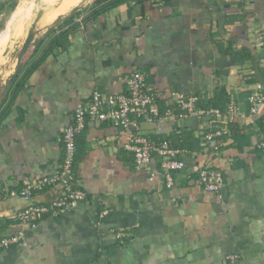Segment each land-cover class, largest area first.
Wrapping results in <instances>:
<instances>
[{"label": "crops", "instance_id": "crops-1", "mask_svg": "<svg viewBox=\"0 0 264 264\" xmlns=\"http://www.w3.org/2000/svg\"><path fill=\"white\" fill-rule=\"evenodd\" d=\"M36 38L14 80L15 70L0 82V237L19 231L27 205L9 192L58 169L62 130L93 89L125 92L138 69L162 112L183 94L223 113L234 102L238 115L137 120L134 130L87 122L74 167L87 201L24 229L0 264H264V105L251 114L249 101L264 93V0H94ZM7 39L2 32L0 59ZM211 132L220 134L208 141ZM135 134L180 149L186 166L172 187L159 163H135L125 147ZM203 168L221 173L218 192L200 183Z\"/></svg>", "mask_w": 264, "mask_h": 264}, {"label": "built area", "instance_id": "built-area-1", "mask_svg": "<svg viewBox=\"0 0 264 264\" xmlns=\"http://www.w3.org/2000/svg\"><path fill=\"white\" fill-rule=\"evenodd\" d=\"M158 97L157 92L148 89L146 76L138 69L130 73L125 92L104 94L99 89H93L89 100L78 104L72 120L62 130L61 140L64 153L58 169L51 173L27 178L19 190L9 192L13 196L24 199L27 205L15 215L20 225L19 231L10 236L0 237V249L20 243L24 240V229L36 228L43 218L56 216L66 210L77 209L87 201L86 192L74 176L76 139L85 129L87 122H108L130 130L129 125L137 120L156 122L164 118H186L190 115L198 117L207 115L214 120L224 114L232 120L238 115V108L234 102L229 103L227 111L223 113L217 107H199L201 98L197 95L185 96L183 94H176L174 106L162 112L159 108ZM249 101L251 114H258L260 107L264 105V93L252 94ZM216 134L220 132L207 133L205 138L210 141ZM125 147L133 153L134 161L138 166L144 165L151 169L153 162L159 163L162 170L161 176L167 187L173 186L174 174L186 166V162L178 157L180 149L172 147L169 141L153 142L146 136L135 134ZM258 147L264 153V139L259 142ZM199 174L200 183L204 184L207 190L218 192L223 187L220 172L203 168ZM57 186L61 187V192L51 203L44 205L31 202L36 192ZM107 213V210H103L100 216ZM119 235L127 236L125 233H119ZM228 259L235 261L236 256H228Z\"/></svg>", "mask_w": 264, "mask_h": 264}, {"label": "rangeland", "instance_id": "rangeland-1", "mask_svg": "<svg viewBox=\"0 0 264 264\" xmlns=\"http://www.w3.org/2000/svg\"><path fill=\"white\" fill-rule=\"evenodd\" d=\"M94 0H0V35L8 36L6 47L0 59V82L14 72L17 55L32 25L38 18L36 30L42 31L60 16L74 8L92 3ZM6 50L8 51L7 53Z\"/></svg>", "mask_w": 264, "mask_h": 264}, {"label": "water", "instance_id": "water-1", "mask_svg": "<svg viewBox=\"0 0 264 264\" xmlns=\"http://www.w3.org/2000/svg\"><path fill=\"white\" fill-rule=\"evenodd\" d=\"M42 15V12H38L37 14V19L35 20V22L32 25V29L28 32L20 50L19 53L17 55V64L15 67V72L14 74L11 75L10 80L13 81L15 78V75L22 69L23 67V58L25 56V54L27 53L29 47L31 45L34 46H39L40 44V40L38 38H36V35L40 32L39 30H36V26H37V22H38V18ZM8 51L6 50L5 53H7ZM135 123H132L129 125V129H135ZM144 166V165H143Z\"/></svg>", "mask_w": 264, "mask_h": 264}, {"label": "trees", "instance_id": "trees-1", "mask_svg": "<svg viewBox=\"0 0 264 264\" xmlns=\"http://www.w3.org/2000/svg\"><path fill=\"white\" fill-rule=\"evenodd\" d=\"M166 1V0H165Z\"/></svg>", "mask_w": 264, "mask_h": 264}]
</instances>
